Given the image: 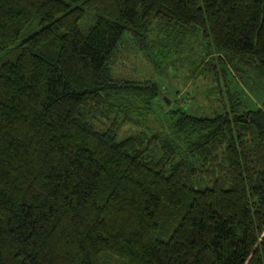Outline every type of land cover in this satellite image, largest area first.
<instances>
[{"label":"trees","instance_id":"16d2710c","mask_svg":"<svg viewBox=\"0 0 264 264\" xmlns=\"http://www.w3.org/2000/svg\"><path fill=\"white\" fill-rule=\"evenodd\" d=\"M153 24L206 42L221 112L112 77ZM0 264H264V0H0Z\"/></svg>","mask_w":264,"mask_h":264},{"label":"rangeland","instance_id":"374dc122","mask_svg":"<svg viewBox=\"0 0 264 264\" xmlns=\"http://www.w3.org/2000/svg\"><path fill=\"white\" fill-rule=\"evenodd\" d=\"M160 30L162 29H158L155 24L152 25L148 46L154 43V47L145 52L138 51L129 40L123 41L111 66L112 77L144 82L147 85L155 84L162 97L169 100L168 107L180 105L187 112L204 116L221 112L226 100V89L220 73L216 74V79L219 76L217 82L213 73L203 69L206 67L204 63L210 60L204 57L206 42H203L197 33H186L179 39L166 40L157 45L161 38L165 40L161 37ZM201 58H205L203 63ZM215 64L218 67L216 62ZM227 68L230 69L228 64ZM252 81L251 78H246L245 83L239 86L246 96L258 104V99L263 97L262 91ZM228 85L231 86V83L228 82ZM154 104L158 105L154 115H148L144 121L122 125L118 132L119 138L133 136L140 131L147 133L144 129L152 132L165 131L160 124L163 123L167 108L161 110L158 100ZM90 122L96 130H102L108 125V122L101 118H93Z\"/></svg>","mask_w":264,"mask_h":264}]
</instances>
